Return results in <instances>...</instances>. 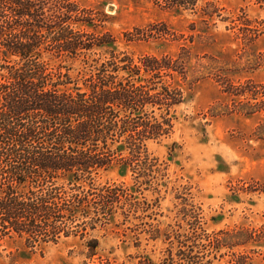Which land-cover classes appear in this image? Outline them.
Masks as SVG:
<instances>
[{"label":"trees","instance_id":"obj_1","mask_svg":"<svg viewBox=\"0 0 264 264\" xmlns=\"http://www.w3.org/2000/svg\"><path fill=\"white\" fill-rule=\"evenodd\" d=\"M150 2L210 18L202 0ZM97 19L75 0H0V236L32 249L145 217V191L160 201L163 169L148 144L173 133L190 55L180 48L176 56L135 59L115 49ZM225 93L264 110L261 93ZM116 168L133 184L99 183ZM181 211L177 229L155 227L149 235L153 243L164 237L166 260L215 264L228 256L227 264H242L235 249L255 236L239 243L238 232L209 233L200 208L189 217Z\"/></svg>","mask_w":264,"mask_h":264},{"label":"rangeland","instance_id":"obj_2","mask_svg":"<svg viewBox=\"0 0 264 264\" xmlns=\"http://www.w3.org/2000/svg\"><path fill=\"white\" fill-rule=\"evenodd\" d=\"M75 2L93 12L115 37L119 52L137 59L176 56L186 48L190 55L186 101L177 108L173 133L148 144L163 169L160 201L154 203L157 195L145 191V217H133L125 226L116 222L106 233L61 237L42 249L0 236V264H137L145 259L175 264L166 260L164 237L153 243L149 235L155 227L177 229L185 216L181 210L189 217L193 207L200 208L209 233L238 232L239 243L255 236L235 252L242 264H264V110L256 112L255 102L225 93L241 87L264 95V0H202L208 20L161 11L150 0ZM163 30L169 36L161 38ZM126 34L140 36L128 42ZM121 182L133 184L131 174L118 168L99 180Z\"/></svg>","mask_w":264,"mask_h":264}]
</instances>
